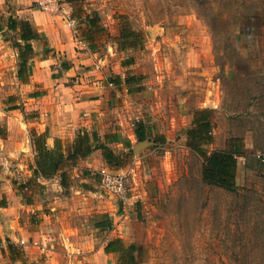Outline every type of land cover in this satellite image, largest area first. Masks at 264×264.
Instances as JSON below:
<instances>
[{
	"label": "rangeland",
	"instance_id": "1",
	"mask_svg": "<svg viewBox=\"0 0 264 264\" xmlns=\"http://www.w3.org/2000/svg\"><path fill=\"white\" fill-rule=\"evenodd\" d=\"M83 3H93L99 14L93 36L100 52L111 51L109 37L121 22L140 33L127 94L146 138L132 148L120 134L111 145L121 158L109 167L125 176L126 198L101 187L102 169L94 180L76 177L61 190L34 175L32 136L38 133L30 123L34 111L23 101L40 95V85L28 84L26 66L17 74L15 35L5 29L4 15L16 4L4 0L0 264L48 258L40 248V223L52 213L48 197L56 193L73 197L63 207L71 215L55 218L70 242L54 245L61 264H118L115 253L101 249L112 237L135 245V264H264V0H83L76 7ZM77 8L64 11L66 18L80 14ZM77 26L76 20L70 25ZM196 117L209 120L210 131L194 137L187 131ZM192 143L206 154L238 148L233 187L203 181L205 156ZM81 183L93 192H77ZM105 216L110 228L96 227ZM12 230L18 234L11 237Z\"/></svg>",
	"mask_w": 264,
	"mask_h": 264
},
{
	"label": "crops",
	"instance_id": "2",
	"mask_svg": "<svg viewBox=\"0 0 264 264\" xmlns=\"http://www.w3.org/2000/svg\"><path fill=\"white\" fill-rule=\"evenodd\" d=\"M81 1L83 0L69 3L63 0L65 11L70 9L74 11ZM14 3L15 11L5 12L4 0H0V13L5 12V29L15 35L16 41L23 42L19 38L18 22L26 20L37 33L28 40L32 52L26 61V77L28 84L40 85V95H28L23 101L25 109L34 111L35 120L30 123L34 124L37 133L47 132V143L51 144L55 138L69 142L79 130L89 132L93 130L100 136L101 141L110 147L122 134L123 138H126L124 141L126 146L134 148L137 144L133 143L137 139L133 128L135 122L140 119L134 114L131 116L129 111L131 95L127 94L129 80L126 81V77L135 63L136 48L118 47L115 41L118 27L109 37L111 39L107 48L111 49L110 52L107 50L100 52L96 48L93 31L101 25V20L93 3H83V6L80 4L77 8L80 14L75 13V18L73 17L78 22L76 29L68 24V20H72L71 22L75 20L67 19L64 11L42 10L32 5V0H14ZM94 15L98 18L95 24L91 25L87 16ZM10 22L15 24L14 28H8ZM78 40L82 42L79 43ZM15 47L16 53L19 54L18 47L16 45ZM131 58H133L131 63L127 62ZM23 117L25 120L28 119L24 115ZM109 166L101 150L94 149L69 170L70 181L76 177L80 182L89 181L88 179H93V174L100 172L101 169H114ZM41 179L46 183L51 182L60 190L66 188L61 186L58 173L40 177ZM82 190L93 192L90 186L81 183L77 192ZM70 194L56 193L48 197L51 201L52 213L50 215L44 213L47 219L42 223L45 225L40 223V248L46 251L48 258L40 264H61L60 259L55 255L54 245L55 243H64L68 246L70 244L66 237V226L62 224L61 227L62 225H58L55 220L59 215L63 217H67V213L71 215V210L67 211L63 208L73 198ZM77 210L83 212V208H76ZM94 223L96 226V222ZM14 225L13 220L12 226ZM15 234L18 233L12 230L9 235L13 237ZM107 240L105 239L101 245L104 253L103 247Z\"/></svg>",
	"mask_w": 264,
	"mask_h": 264
},
{
	"label": "trees",
	"instance_id": "3",
	"mask_svg": "<svg viewBox=\"0 0 264 264\" xmlns=\"http://www.w3.org/2000/svg\"><path fill=\"white\" fill-rule=\"evenodd\" d=\"M65 1L72 3L77 0ZM97 18L98 17L95 15L91 17L87 16L91 25L95 24ZM18 23L20 25L19 38L23 42H15V45L18 47V56L20 58L17 74L18 76H22V73L25 71L26 61L32 52L28 40L35 37L37 33L26 20H20ZM14 26L15 24L13 22L8 23V28H14ZM140 38V33L130 28L128 22L125 21L119 24L118 34L115 37V41L119 48H137V45L141 44ZM132 60L133 58L129 59L127 62L131 63ZM127 80H129L128 77H126V81ZM194 122V126L187 131L191 136L196 137L197 135H201L203 131L205 133L210 131V122L206 118L196 117ZM133 130L137 140L146 138L144 121L138 120L135 122ZM47 136V132L38 134L33 133L32 144L35 150V165L30 168H32L34 175H40V177H47L58 173L62 187H67L69 185V170L94 149L101 150L102 156L108 165L119 166L120 164L121 154L115 152L110 146L102 142L100 136L93 130L91 132L79 130L69 142H63L61 139L55 138L51 144H48L46 139ZM191 145L192 148L198 149V151L205 156L201 171L203 181L227 188L234 186L238 148L216 149L206 154L202 148L196 146V143H192ZM40 186H42V184H40ZM18 188L21 189L20 186H18ZM96 226L110 228L111 219L107 217L105 220H100L96 222ZM7 248L11 253V258L15 259V255L13 254L14 244L8 243ZM103 249L105 253H115L119 260L118 264H135L136 262L134 254V250L136 249L135 245H126L119 237L109 238L104 244Z\"/></svg>",
	"mask_w": 264,
	"mask_h": 264
},
{
	"label": "built area",
	"instance_id": "4",
	"mask_svg": "<svg viewBox=\"0 0 264 264\" xmlns=\"http://www.w3.org/2000/svg\"><path fill=\"white\" fill-rule=\"evenodd\" d=\"M61 0H35L36 6L42 10L50 12L65 11ZM72 20H68V24L72 25ZM81 43V40H78ZM100 185L108 192L117 195L119 198H126V179L125 176L113 169H103L100 172Z\"/></svg>",
	"mask_w": 264,
	"mask_h": 264
}]
</instances>
